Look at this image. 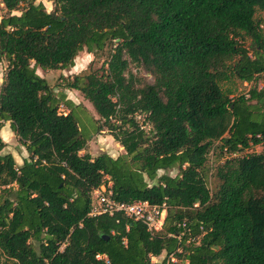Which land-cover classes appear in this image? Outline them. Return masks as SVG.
<instances>
[{
	"label": "trees",
	"instance_id": "16d2710c",
	"mask_svg": "<svg viewBox=\"0 0 264 264\" xmlns=\"http://www.w3.org/2000/svg\"><path fill=\"white\" fill-rule=\"evenodd\" d=\"M49 1L46 11L0 0V121L27 154L18 167L0 154V264H162L150 258L175 249L177 264H264V31L254 17L264 0ZM107 42L106 68L63 89L91 105L95 131L123 154L79 155L72 102L35 71L68 70ZM129 63L152 82L126 74ZM230 80L249 88L229 98L220 83ZM107 183L114 201L164 204L160 230L88 216L91 191Z\"/></svg>",
	"mask_w": 264,
	"mask_h": 264
},
{
	"label": "rangeland",
	"instance_id": "374dc122",
	"mask_svg": "<svg viewBox=\"0 0 264 264\" xmlns=\"http://www.w3.org/2000/svg\"><path fill=\"white\" fill-rule=\"evenodd\" d=\"M40 2L46 11H50L52 8L51 2L49 0H35V3ZM15 13V12H14ZM5 15V9L0 3V17ZM256 20L261 22V30L264 31V13L261 11H256L254 15ZM247 43V42H246ZM245 43V44H246ZM114 42H107L104 48L100 51H93L92 53H86L85 51L79 52L73 60V66L68 70H54V71H45L41 72L38 70L36 73L45 79L48 86L54 91L55 95L62 93L65 90L63 86L65 84V80H70L71 77L75 74H87L91 72H97L99 74L106 68L105 62L107 61L112 48L114 47ZM5 68V62H0V81L3 75ZM131 74L135 80L139 83H151L152 78L146 71L134 64L129 63L126 69V74ZM257 88L261 87L264 84V74L260 75L257 78ZM220 88L224 93H228L229 98L234 97L236 95L245 93L249 88V84L240 83L236 80H230L226 83H220ZM70 98L73 102L77 104V107L73 109L74 118L77 121V124L80 128V131L83 136L86 138V143L84 149L80 151L78 154H88L91 157H94L98 154H106L111 158H114L120 154H123L122 149L119 145L112 139L109 135L108 131L103 129L101 131H95L96 124L94 120L97 119L95 112L93 111L91 105L82 98V96L75 90H69ZM58 111L66 113V110L59 106ZM136 120L139 123H143L144 117L141 115H137ZM6 123V122H5ZM0 121L2 125L0 130H5L8 133V137L5 135L4 132L0 133V139L2 142H5V147L0 151V154H10L13 158L14 164L18 167V163H21V160L27 157L26 152L24 149L17 143L16 138L12 136L6 124ZM144 128L146 129V124L144 123ZM260 149L259 146H254L251 148L253 152H258ZM214 155H208V162H212ZM163 173H166L169 176H174L176 174V170L171 169L168 171H157L156 175L159 176ZM215 180L214 178H209V181L205 183L206 188L208 189L209 193L211 194L215 187ZM163 256V255H162ZM161 259H158L160 262ZM150 262H154L150 259Z\"/></svg>",
	"mask_w": 264,
	"mask_h": 264
},
{
	"label": "built area",
	"instance_id": "2783aa9c",
	"mask_svg": "<svg viewBox=\"0 0 264 264\" xmlns=\"http://www.w3.org/2000/svg\"><path fill=\"white\" fill-rule=\"evenodd\" d=\"M113 101V100H112ZM141 124V123H140ZM140 128L144 129V126ZM247 152V151H246ZM248 152H251L249 150ZM237 153H231L226 157H236ZM110 184L107 183L106 186H99L96 189H93L89 195V211L88 216H121L125 219L141 223L146 231L150 235H154L161 228L162 222L165 217V205L161 204L160 206H153L148 204L146 201H136L132 203H123L114 201L110 196L109 191ZM197 204L194 203L192 208H196ZM183 226V225H182ZM185 233L188 236L187 242L193 241L194 238L189 237V230L185 229ZM176 239H179V236H176ZM64 244H62L58 251H61ZM180 253V249H175L173 252L166 254L162 257V264H177L176 254ZM95 259H103L105 262L106 258L104 255L96 254Z\"/></svg>",
	"mask_w": 264,
	"mask_h": 264
},
{
	"label": "crops",
	"instance_id": "0c3cea01",
	"mask_svg": "<svg viewBox=\"0 0 264 264\" xmlns=\"http://www.w3.org/2000/svg\"><path fill=\"white\" fill-rule=\"evenodd\" d=\"M38 71V69H36V71L35 72H37ZM48 71H50V70H48ZM41 72H45V71H41ZM37 74V73H36ZM38 75V74H37ZM2 78V77H1ZM1 82V81H0ZM65 90V89H64ZM54 92V91H53ZM65 96H66V99L67 100H69V101H71L72 102V104H73V106H74V108L75 107H77V104L75 103V102H73L72 100H71V98H70V92H69V90H65V91H63L62 92ZM5 122H3V124H4ZM6 124V126H7V128H8V131H9V133L13 136V134H12V132H10V130H9V127H8V122H6L5 123ZM1 132H4L5 133V135L8 137L9 135H8V133H6L5 132V130H0V133ZM5 143V142H4ZM24 158V157H23ZM115 158V157H114ZM18 163V165H20L21 163L20 162H17ZM163 254H161V255H159L158 257H151L150 259L151 260H153L154 262H158V259H162V256ZM161 261V260H160ZM154 262H152V263H154Z\"/></svg>",
	"mask_w": 264,
	"mask_h": 264
}]
</instances>
